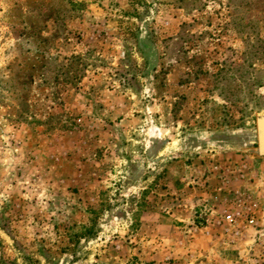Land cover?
<instances>
[{
  "label": "rangeland",
  "instance_id": "1",
  "mask_svg": "<svg viewBox=\"0 0 264 264\" xmlns=\"http://www.w3.org/2000/svg\"><path fill=\"white\" fill-rule=\"evenodd\" d=\"M263 126L264 0H0V264H264Z\"/></svg>",
  "mask_w": 264,
  "mask_h": 264
},
{
  "label": "water",
  "instance_id": "2",
  "mask_svg": "<svg viewBox=\"0 0 264 264\" xmlns=\"http://www.w3.org/2000/svg\"><path fill=\"white\" fill-rule=\"evenodd\" d=\"M262 139L264 140V127L263 128L260 127L258 132L259 150L261 153H264Z\"/></svg>",
  "mask_w": 264,
  "mask_h": 264
},
{
  "label": "built area",
  "instance_id": "3",
  "mask_svg": "<svg viewBox=\"0 0 264 264\" xmlns=\"http://www.w3.org/2000/svg\"><path fill=\"white\" fill-rule=\"evenodd\" d=\"M224 219H225V221H227V222L230 223V224H232V223H234V222L236 221L234 215H232V214H227V215H225ZM248 223H249V224H253L254 221H253L252 219H250V220L248 221Z\"/></svg>",
  "mask_w": 264,
  "mask_h": 264
},
{
  "label": "bare ground",
  "instance_id": "4",
  "mask_svg": "<svg viewBox=\"0 0 264 264\" xmlns=\"http://www.w3.org/2000/svg\"><path fill=\"white\" fill-rule=\"evenodd\" d=\"M263 127H264V126H263ZM263 127H262V128H263ZM262 142H263V149H264V140H263V139H262Z\"/></svg>",
  "mask_w": 264,
  "mask_h": 264
}]
</instances>
